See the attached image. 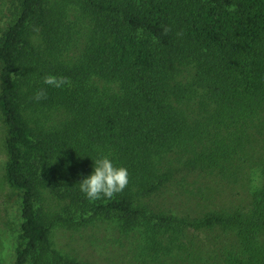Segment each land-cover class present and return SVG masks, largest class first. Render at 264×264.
<instances>
[{
  "label": "trees",
  "instance_id": "trees-1",
  "mask_svg": "<svg viewBox=\"0 0 264 264\" xmlns=\"http://www.w3.org/2000/svg\"><path fill=\"white\" fill-rule=\"evenodd\" d=\"M8 12L13 264H96L54 245L60 226L110 232L123 253L106 264H264V0H10ZM101 157L129 184L90 201L79 182Z\"/></svg>",
  "mask_w": 264,
  "mask_h": 264
},
{
  "label": "rangeland",
  "instance_id": "rangeland-1",
  "mask_svg": "<svg viewBox=\"0 0 264 264\" xmlns=\"http://www.w3.org/2000/svg\"><path fill=\"white\" fill-rule=\"evenodd\" d=\"M10 0H0V26L6 20ZM46 120V118H45ZM5 126L0 116V264H13V240L17 232V221L10 223L12 219L11 206L13 197L8 187L3 181V163L6 160V152L3 144ZM46 203L54 210L60 211L59 202L54 198L46 196ZM16 214L14 207L13 216ZM99 229L88 227L80 231L69 230L66 226L56 227L52 233L54 245L71 255L94 262L96 264H106V258L120 259L123 248L114 249L111 245V233L102 226ZM118 260H115L117 262Z\"/></svg>",
  "mask_w": 264,
  "mask_h": 264
},
{
  "label": "clouds",
  "instance_id": "clouds-1",
  "mask_svg": "<svg viewBox=\"0 0 264 264\" xmlns=\"http://www.w3.org/2000/svg\"><path fill=\"white\" fill-rule=\"evenodd\" d=\"M170 29L165 28V34ZM43 84L57 89L71 87V80L65 76L46 75ZM47 98L45 89H38L32 99L40 101ZM129 184V173L126 167H117L107 157H101L95 161L93 172L81 182L80 191L90 201L102 198L112 199L116 194L123 192Z\"/></svg>",
  "mask_w": 264,
  "mask_h": 264
}]
</instances>
